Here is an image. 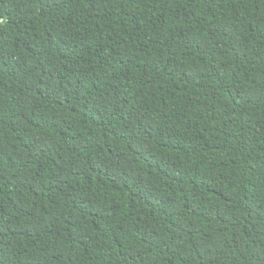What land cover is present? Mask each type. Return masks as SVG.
Wrapping results in <instances>:
<instances>
[{"label": "trees", "instance_id": "trees-1", "mask_svg": "<svg viewBox=\"0 0 264 264\" xmlns=\"http://www.w3.org/2000/svg\"><path fill=\"white\" fill-rule=\"evenodd\" d=\"M0 264H264V0H0Z\"/></svg>", "mask_w": 264, "mask_h": 264}]
</instances>
